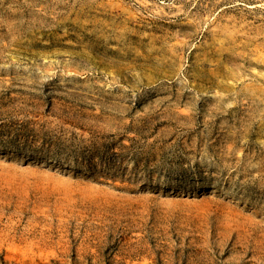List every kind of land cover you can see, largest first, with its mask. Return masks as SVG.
<instances>
[{
    "label": "rangeland",
    "instance_id": "374dc122",
    "mask_svg": "<svg viewBox=\"0 0 264 264\" xmlns=\"http://www.w3.org/2000/svg\"><path fill=\"white\" fill-rule=\"evenodd\" d=\"M261 31L264 0H0V264H264Z\"/></svg>",
    "mask_w": 264,
    "mask_h": 264
},
{
    "label": "bare ground",
    "instance_id": "6f19581e",
    "mask_svg": "<svg viewBox=\"0 0 264 264\" xmlns=\"http://www.w3.org/2000/svg\"><path fill=\"white\" fill-rule=\"evenodd\" d=\"M243 22L244 21H242V20L238 21L237 19L233 18L230 21L227 20L225 24L223 22H219L220 25L217 23L218 24V26H216L217 30L215 32H213L216 35L213 34L214 35V37L212 36L213 37V42L211 43L210 47L213 48V46H215V47L217 45L220 46L219 49L216 52L222 54V52L224 51V46L227 44L226 41L228 39H230V40L231 39H235L237 37V33L239 31L235 32V29L240 25V23H243ZM232 24H234L233 27L230 26ZM245 29L246 28H242V30H240V32L245 30ZM261 32L260 33L258 32V34H262L263 37H264V32H262V33ZM248 34H250V33H248ZM235 42L236 41H234L233 43H235ZM174 48H176V47H174ZM262 61L264 62V60H262ZM209 76L210 77H207L208 79H228L229 78L228 74L227 75L222 74L221 71L219 70V68L214 70V71H210Z\"/></svg>",
    "mask_w": 264,
    "mask_h": 264
}]
</instances>
